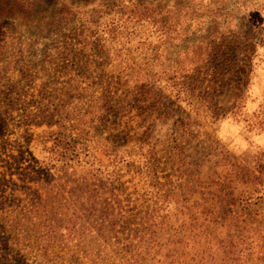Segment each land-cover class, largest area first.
I'll list each match as a JSON object with an SVG mask.
<instances>
[{"label": "rangeland", "instance_id": "rangeland-1", "mask_svg": "<svg viewBox=\"0 0 264 264\" xmlns=\"http://www.w3.org/2000/svg\"><path fill=\"white\" fill-rule=\"evenodd\" d=\"M0 39L12 264H264V0H0Z\"/></svg>", "mask_w": 264, "mask_h": 264}, {"label": "trees", "instance_id": "trees-1", "mask_svg": "<svg viewBox=\"0 0 264 264\" xmlns=\"http://www.w3.org/2000/svg\"><path fill=\"white\" fill-rule=\"evenodd\" d=\"M131 13V12H130ZM1 40V39H0ZM235 47H227L226 50H222L220 55L217 54V58L218 60H220L219 62L221 63V65H225L226 63H228L230 61V55L233 54V50ZM254 51V50H253ZM252 51V52H253ZM215 59V60H216ZM244 59H246V61L243 62L244 64V68H246L247 66L249 67L251 65V57H249L248 55H244ZM198 67L202 66V65H197ZM198 67H195L193 70V72H191V80L188 83L189 85H191L192 87H194L193 85H195L198 80L196 79V73L198 74ZM227 70H230L231 67H224ZM199 76V75H197ZM27 84V83H26ZM196 88V87H195ZM209 88H213V90L216 88V85H212V87L210 86ZM191 90V89H190ZM25 95H27V91L26 89H23ZM32 105H36L34 108H36L35 110L31 109V108H27L25 109V118L26 121L28 122V124H33L36 126H40L42 124H46L47 126H51L54 121H53V116L54 113H52L51 111H47L45 112L44 110H39V106L36 103V100H33ZM83 132V130H79L75 136H71L69 135V133H63V132H52L49 133L47 136V140L52 142V145H50V147H48V150L52 151V153H54V158L55 156L57 158H64L66 157L67 159H71L73 156H76V154H78V151H80V149H84L85 147H83L85 145V143L87 141L83 140L82 137L80 136L81 133ZM38 195V194H37ZM40 195V194H39ZM38 195V197H39ZM36 198V195H35ZM40 200V198H38ZM32 204L36 205L38 207H44V205L38 201L37 199L34 200V196H32ZM5 232V229H3ZM5 241V240H4ZM29 245H24L23 247L17 248V252L16 253H12V248L8 245V241L6 239L5 241V247L1 246L0 247V264L2 263V260L5 259V261H7L8 264H12L11 259L14 257H19L18 261L22 262V258H26V252L24 253H20V251L22 249L28 248ZM5 249V250H4Z\"/></svg>", "mask_w": 264, "mask_h": 264}]
</instances>
